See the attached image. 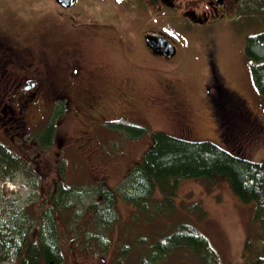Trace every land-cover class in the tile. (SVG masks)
<instances>
[{
	"label": "rangeland",
	"instance_id": "obj_1",
	"mask_svg": "<svg viewBox=\"0 0 264 264\" xmlns=\"http://www.w3.org/2000/svg\"><path fill=\"white\" fill-rule=\"evenodd\" d=\"M171 1L174 6L157 9L136 0H79L81 7L65 13L53 0H0V28L42 52L32 110L30 104L14 124L5 117L0 125V140L15 141L14 149L35 169L18 163L16 172L0 174V211L10 207L28 218L24 214L45 204L50 186H72L74 198L55 223L68 264H118L121 256L120 264H136L140 245L134 238L164 237L178 222L204 233L222 264L235 263L243 260L246 238L255 232L254 201H240L222 176L155 185L140 204L122 196L128 170L142 159L156 130L230 149L220 135L227 124L222 128L223 116L207 98L215 90L213 73L264 126V96L245 52L246 37L264 30V14L250 8L254 0H223L226 7L218 0ZM140 30L170 39L175 54L150 53ZM49 120L56 124L53 140L41 147L34 134ZM250 140L238 143L242 155L263 159L264 131ZM95 181L114 193L112 224L100 215L105 197L91 187ZM96 197L100 202L92 204ZM30 220L24 221L26 230L37 235L38 221ZM125 243L131 249L121 255ZM186 250L175 247L155 264H199ZM1 256L0 264H18L16 255Z\"/></svg>",
	"mask_w": 264,
	"mask_h": 264
},
{
	"label": "trees",
	"instance_id": "obj_2",
	"mask_svg": "<svg viewBox=\"0 0 264 264\" xmlns=\"http://www.w3.org/2000/svg\"><path fill=\"white\" fill-rule=\"evenodd\" d=\"M250 8L263 15L264 0H254V5ZM16 44L21 49L20 52L27 51L26 46H30L17 41ZM245 52L251 64V75L255 85L264 96V30L246 37ZM212 76L211 83L214 84L215 90L213 93L210 92L211 94L207 93V98L215 113L219 117L223 116L222 128L227 124L225 129H221L220 135L229 139L230 149H225L209 140L185 139L156 130L152 133L150 147L142 159L128 170L129 176L122 187V196L140 204L150 195L155 185L164 187L167 181H172L175 185L182 178L209 179L222 176L240 201L255 203L253 220L256 229L246 238L243 260L228 264H264V158L254 161L243 156L238 144L242 141L249 143L252 136L264 131V126L255 118V114H251L242 98L235 97L229 92L221 78L214 73ZM53 105L58 104L53 103ZM55 127V122L49 120L36 130L34 137L41 147H46L53 140ZM232 133L231 139L229 136ZM232 141H236L234 147ZM14 145L15 141L0 140L1 178H4L3 175L8 174L9 171L16 172L18 163L25 167L27 162L33 170L35 169L31 160H26L17 153ZM91 187L96 188V192L105 194V196L101 194L105 198L98 207L100 215L103 217L113 215L112 212L115 210L113 211L112 190L104 185L101 186L98 181L92 183ZM72 188V186H63L61 181L56 182L54 187L50 186L51 191H48L45 204L32 209L31 214H24L31 219L30 222L33 219L35 222L38 221V231L35 229L37 235L34 232L28 234L24 225V221L28 219L26 216L20 218L21 214L17 210L3 207L2 212L0 211V254L16 255L19 258L18 264H68L66 245L64 246V238L61 237L62 231L55 223L58 212L60 214L68 211V199L74 198L69 193ZM170 199L166 196L164 200L168 209ZM99 202L100 199L97 197L92 198V204ZM157 208L160 210L161 203L157 204ZM112 219L108 217L107 224L115 222L116 217ZM102 225V227L106 226L105 223ZM90 235L97 239L99 237L96 233ZM133 241H137L140 245L136 264H155L160 257L180 246L187 247L199 264H222L206 235L189 222L176 223L164 237L148 239L138 236ZM130 249L131 243L123 244L121 255ZM121 257L117 259L118 264L122 263Z\"/></svg>",
	"mask_w": 264,
	"mask_h": 264
},
{
	"label": "flooded vegetation",
	"instance_id": "obj_3",
	"mask_svg": "<svg viewBox=\"0 0 264 264\" xmlns=\"http://www.w3.org/2000/svg\"><path fill=\"white\" fill-rule=\"evenodd\" d=\"M65 13H71L75 8L81 7L78 4L79 0H53ZM120 4L131 3L130 0H117ZM133 1V0H131ZM142 5H148L151 8H161L163 4L174 6V1L171 0H136ZM222 6L226 7L225 1L218 0ZM170 8V7H169ZM97 15V13H95ZM109 16L114 18L115 15L110 12ZM194 21L199 20L195 14H192ZM195 17V18H194ZM73 18V15H70ZM102 26L111 29L105 23ZM141 37H143L144 46L154 55L160 56L174 55L176 52V44L171 41L152 40L154 46L149 45L145 37L150 31L140 30ZM153 34V33H152ZM173 45L175 48L172 49ZM160 50V53H156ZM21 49L17 47L16 40L9 35L6 29L0 28V125L5 123L7 118L8 124H14L17 121L16 114H24L28 110V106L32 104L36 92L32 88L38 83L35 76L37 73L38 64L42 63L41 49L35 46H28L27 51L20 52ZM41 52V53H40ZM40 53L39 60L37 54ZM170 56V57H171ZM20 89V91H18ZM34 104L31 106V110Z\"/></svg>",
	"mask_w": 264,
	"mask_h": 264
},
{
	"label": "water",
	"instance_id": "obj_4",
	"mask_svg": "<svg viewBox=\"0 0 264 264\" xmlns=\"http://www.w3.org/2000/svg\"><path fill=\"white\" fill-rule=\"evenodd\" d=\"M153 36H147L146 37V40L148 41V43L151 45V46H154L153 44H152V40H153ZM159 39H161L162 41H166V39L164 38V37H159ZM158 41V40H157ZM170 46H172V45H170ZM172 49H173V46H172ZM154 50L155 51H158V52H160V50H156L155 48H154Z\"/></svg>",
	"mask_w": 264,
	"mask_h": 264
},
{
	"label": "crops",
	"instance_id": "obj_5",
	"mask_svg": "<svg viewBox=\"0 0 264 264\" xmlns=\"http://www.w3.org/2000/svg\"><path fill=\"white\" fill-rule=\"evenodd\" d=\"M147 49V48H146ZM148 50V49H147ZM149 51V50H148ZM150 52V51H149ZM151 53V52H150ZM153 54V53H152Z\"/></svg>",
	"mask_w": 264,
	"mask_h": 264
}]
</instances>
